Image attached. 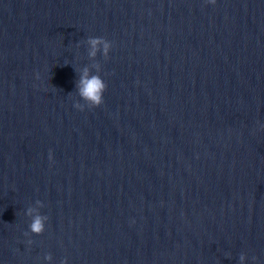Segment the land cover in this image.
<instances>
[{"label":"water","instance_id":"1","mask_svg":"<svg viewBox=\"0 0 264 264\" xmlns=\"http://www.w3.org/2000/svg\"><path fill=\"white\" fill-rule=\"evenodd\" d=\"M264 264V208L178 264Z\"/></svg>","mask_w":264,"mask_h":264},{"label":"clouds","instance_id":"2","mask_svg":"<svg viewBox=\"0 0 264 264\" xmlns=\"http://www.w3.org/2000/svg\"><path fill=\"white\" fill-rule=\"evenodd\" d=\"M211 4H216V0H208ZM88 43L91 46V51L89 55L95 57L98 51V45L104 44V54L107 55L110 48L112 47L111 42L106 41L104 37H89ZM107 90V84L99 75H89L88 69L85 68L80 75V79L77 82V91L79 96L83 101H86L89 105V109H94L100 107L104 103V93ZM75 107L81 111L85 108L81 104H76ZM264 127V126H262ZM50 154V159H51ZM39 203V201H37ZM33 209H28V214L31 215ZM47 219V217H42L40 215H36L33 217L32 223L30 224V230L33 233L40 234L44 230L43 221ZM47 259H51V256H48ZM239 260L241 264L245 260V256L243 254L240 255ZM66 264V261L64 262Z\"/></svg>","mask_w":264,"mask_h":264}]
</instances>
